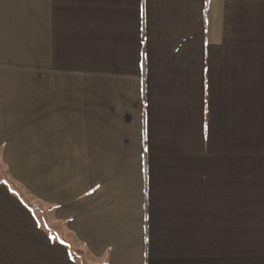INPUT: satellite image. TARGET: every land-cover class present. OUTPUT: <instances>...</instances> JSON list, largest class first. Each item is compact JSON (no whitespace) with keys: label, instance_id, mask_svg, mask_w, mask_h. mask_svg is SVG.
Returning <instances> with one entry per match:
<instances>
[{"label":"crops","instance_id":"1","mask_svg":"<svg viewBox=\"0 0 264 264\" xmlns=\"http://www.w3.org/2000/svg\"><path fill=\"white\" fill-rule=\"evenodd\" d=\"M264 264V0H0V264Z\"/></svg>","mask_w":264,"mask_h":264},{"label":"rangeland","instance_id":"2","mask_svg":"<svg viewBox=\"0 0 264 264\" xmlns=\"http://www.w3.org/2000/svg\"><path fill=\"white\" fill-rule=\"evenodd\" d=\"M72 253H73V257H74L75 261H77L78 264H88L89 259L87 257L84 259L80 258V257L77 258V255L75 254V252H72Z\"/></svg>","mask_w":264,"mask_h":264}]
</instances>
